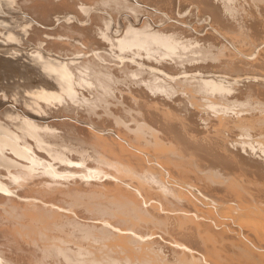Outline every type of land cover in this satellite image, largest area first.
Segmentation results:
<instances>
[{
    "label": "bare ground",
    "instance_id": "1",
    "mask_svg": "<svg viewBox=\"0 0 264 264\" xmlns=\"http://www.w3.org/2000/svg\"><path fill=\"white\" fill-rule=\"evenodd\" d=\"M0 5V264H264V0Z\"/></svg>",
    "mask_w": 264,
    "mask_h": 264
},
{
    "label": "rangeland",
    "instance_id": "2",
    "mask_svg": "<svg viewBox=\"0 0 264 264\" xmlns=\"http://www.w3.org/2000/svg\"><path fill=\"white\" fill-rule=\"evenodd\" d=\"M3 6V5H2ZM0 8H1V5H0ZM3 8H1V10H2ZM4 10V9H3ZM1 12V11H0ZM5 12V11H4ZM128 13V12H127ZM14 14H16V16L18 15V13L16 12V11H13L12 12V15H14ZM19 15H21V14H19ZM18 15V16H19ZM6 16H9L8 14L6 15ZM15 16V15H14ZM18 16H17V18H18ZM22 16V15H21ZM20 16V17H21ZM19 17V18H20ZM9 18H11V17H9ZM16 18V17H15ZM18 18V19H19ZM22 18V17H21ZM3 19H5V17L3 18ZM0 29H2L3 30V28L2 27H0ZM2 30H0V31H2ZM17 30H18V28H17ZM32 45H28V47L27 48H25V53L23 52V54H21V53H16V54H14V56L13 55H7V54H1L0 53V101H2V102H0V104H3L4 105V107L6 106V108L9 106H15V107H17L19 110H23V111H27L28 109H26L25 110V108H26V106L25 107H23V102H21L22 101V98H23V95L21 94L24 90H28V92H30V93H34V94H37V93H40V92H47L48 90V88L46 87L47 86V80L48 79H46V77H44V76H42L41 78H40V74H39V72L40 71H38L39 69L38 68H36V67H34V68H32L33 66H32V64L34 63L35 64V62H37L36 61V59L33 57V55H32V53L30 54V52L29 51H31L32 50V47H31ZM13 48H16L15 47V45H14V47ZM29 48H30V50H29ZM29 51H28V50ZM28 52V54H26ZM20 54V55H19ZM2 55V56H1ZM24 57H23V56ZM26 55H27V57H26ZM31 55V56H30ZM12 56V57H11ZM17 56V57H16ZM4 57V58H3ZM14 57V58H13ZM22 57V58H21ZM31 57H32V59H31ZM25 59V61H24V59ZM29 60V61H26L27 59ZM20 59V60H19ZM33 59H34V62H33ZM16 60H19V61H16ZM22 60V61H21ZM32 62H31V61ZM21 62V63H20ZM23 62L25 63L24 65H23ZM17 64H21L22 66H19V65H17ZM19 66V67H18ZM25 66V67H24ZM24 67V68H23ZM28 67V68H27ZM23 68V69H22ZM25 68H27V70L25 71ZM30 68V69H29ZM6 69V70H5ZM36 70V71H34V74H33V70ZM30 70V71H29ZM32 70V71H31ZM31 72V73H30ZM26 74H27V76H26ZM29 74V75H28ZM35 74H38V75H40V76H38V78H37V75H35ZM31 75V76H30ZM26 76V77H25ZM33 76V77H32ZM22 77V78H21ZM24 77V78H23ZM27 77H29V79H27ZM32 77V78H31ZM44 78H45V81L43 82V80H44ZM25 79V80H24ZM37 81H36V80ZM27 80V82H25ZM28 80H29V84H28ZM19 83H18V82ZM39 81V82H38ZM42 81V82H41ZM25 82V83H24ZM18 83V84H17ZM27 83V84H26ZM36 83V84H35ZM41 83H43V84H41ZM3 84V85H2ZM17 84V85H16ZM39 84V85H38ZM40 84H41V88L39 87L40 86ZM24 85V86H23ZM26 85V86H25ZM28 85V86H27ZM30 85V86H29ZM34 86V87H33ZM24 87H25V89H24ZM29 87V88H28ZM31 87V88H30ZM32 87H33V90H32V92H31V90L29 91V89H32ZM37 87V88H36ZM40 89H39V88ZM35 88H36V90H35ZM47 88V89H46ZM5 89V90H4ZM7 89V90H6ZM47 90V91H45V90ZM35 90V91H34ZM8 91V92H7ZM16 95H15V94ZM20 93V94H19ZM9 95V96H8ZM25 95V94H24ZM19 96V97H18ZM20 96H22V97H20ZM2 99V100H1ZM19 100V101H18ZM8 101V102H7ZM13 101V102H12ZM18 101V102H17ZM20 102V103H19ZM37 102L39 103V104H41V102H43L42 100H37ZM12 103V104H11ZM21 104V105H20ZM22 107V108H21Z\"/></svg>",
    "mask_w": 264,
    "mask_h": 264
}]
</instances>
